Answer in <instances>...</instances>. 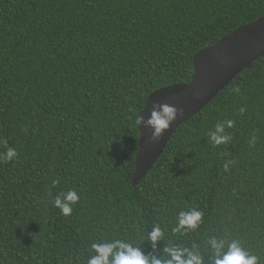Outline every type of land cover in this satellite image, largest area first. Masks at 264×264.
Here are the masks:
<instances>
[{"label": "trees", "instance_id": "obj_1", "mask_svg": "<svg viewBox=\"0 0 264 264\" xmlns=\"http://www.w3.org/2000/svg\"><path fill=\"white\" fill-rule=\"evenodd\" d=\"M262 17L264 0H0V157L18 153L0 159V264H87L92 243L114 239L148 257L195 243L209 264L212 236L264 264V56L133 185L148 97L190 83L195 54ZM227 120L230 141L213 145ZM70 188L65 217L53 202ZM192 209L199 228L173 234Z\"/></svg>", "mask_w": 264, "mask_h": 264}, {"label": "water", "instance_id": "obj_2", "mask_svg": "<svg viewBox=\"0 0 264 264\" xmlns=\"http://www.w3.org/2000/svg\"><path fill=\"white\" fill-rule=\"evenodd\" d=\"M264 56V17L242 26L193 57L194 75L188 84H175L151 94L139 115L141 137L133 185H138L161 158L178 128L209 105L244 70ZM177 110L175 120L154 140L147 126L154 106ZM156 110H159L157 107Z\"/></svg>", "mask_w": 264, "mask_h": 264}, {"label": "clouds", "instance_id": "obj_3", "mask_svg": "<svg viewBox=\"0 0 264 264\" xmlns=\"http://www.w3.org/2000/svg\"><path fill=\"white\" fill-rule=\"evenodd\" d=\"M239 92V88L234 89ZM159 110H156V108ZM241 114L244 109L242 108ZM177 110L169 105L154 106L147 126L153 129V139H158L162 133L169 128V125L175 120ZM135 123L139 126L143 121L138 117ZM234 126L233 120H227L224 123H217L215 130L210 132L209 137L213 145L219 146L227 144L230 136L226 134V128ZM256 138L253 136L251 143L255 144ZM18 153L12 147L6 146V151L0 157L3 161H15ZM224 170H228L225 164ZM57 183L56 181L53 182ZM80 196L75 189H68L60 192L54 199L53 206L60 210V213L67 217L73 211V205L79 202ZM203 212L198 209L181 211L178 213L176 225L172 228L173 234H186L187 231H196L203 222ZM164 229L159 224H154L147 234V240L155 246L162 240ZM199 246L193 243L191 248L180 246H165L162 249L163 254L160 257L145 256L141 247H135L131 243L114 239L110 241L92 243L91 251L95 254L90 256L87 264H205L204 255L198 250ZM208 248L211 252L209 264H258V257L251 255L237 239L226 242L222 238L212 236L208 240Z\"/></svg>", "mask_w": 264, "mask_h": 264}]
</instances>
